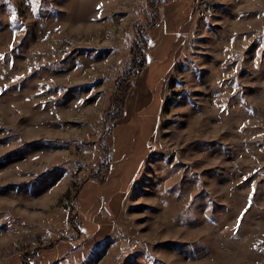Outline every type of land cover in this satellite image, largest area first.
I'll return each mask as SVG.
<instances>
[{
  "label": "rangeland",
  "instance_id": "rangeland-1",
  "mask_svg": "<svg viewBox=\"0 0 264 264\" xmlns=\"http://www.w3.org/2000/svg\"><path fill=\"white\" fill-rule=\"evenodd\" d=\"M152 14L0 0V264L57 239L31 264H264V0ZM137 27L147 65L109 128Z\"/></svg>",
  "mask_w": 264,
  "mask_h": 264
},
{
  "label": "trees",
  "instance_id": "trees-1",
  "mask_svg": "<svg viewBox=\"0 0 264 264\" xmlns=\"http://www.w3.org/2000/svg\"><path fill=\"white\" fill-rule=\"evenodd\" d=\"M168 1L169 0H151V6L153 8L151 25H155V23L159 20L160 7L161 5H163ZM148 32H149L148 28L145 29L143 27L140 28L137 27V38L134 41V44L131 48V57H132L131 66L128 69L126 75L120 79V85H118L117 91L113 95L114 97L113 101L116 102V108L111 113H108V116L106 118V122L110 123L109 128H112L115 125L116 121L124 116L127 97L133 87V81L141 74V72L145 69L147 65V52L149 45ZM103 137L101 138V140L103 139ZM108 151L110 152L111 148H108ZM109 165H110V161L107 160L105 164H103L100 167V170H103L104 172L102 175L98 177L99 179L104 180V178L107 176L109 172ZM96 174H94V177L98 176V174L97 175ZM72 226L76 230V232L81 233L80 228L77 225L73 224V222H72ZM59 241L60 239L54 240L48 245L36 247L29 253L23 254L22 256H20L21 264H31V261L37 255H39L41 251L55 247L59 243Z\"/></svg>",
  "mask_w": 264,
  "mask_h": 264
},
{
  "label": "snow or ice",
  "instance_id": "snow-or-ice-1",
  "mask_svg": "<svg viewBox=\"0 0 264 264\" xmlns=\"http://www.w3.org/2000/svg\"><path fill=\"white\" fill-rule=\"evenodd\" d=\"M13 19H15V17H13Z\"/></svg>",
  "mask_w": 264,
  "mask_h": 264
}]
</instances>
